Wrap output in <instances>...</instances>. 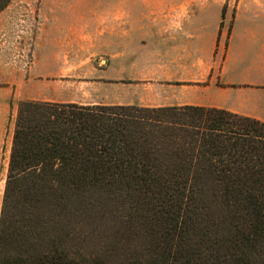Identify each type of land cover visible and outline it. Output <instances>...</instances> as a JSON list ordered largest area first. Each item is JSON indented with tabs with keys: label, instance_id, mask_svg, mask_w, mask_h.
I'll return each instance as SVG.
<instances>
[{
	"label": "trees",
	"instance_id": "1",
	"mask_svg": "<svg viewBox=\"0 0 264 264\" xmlns=\"http://www.w3.org/2000/svg\"><path fill=\"white\" fill-rule=\"evenodd\" d=\"M0 264H264V120L19 101Z\"/></svg>",
	"mask_w": 264,
	"mask_h": 264
},
{
	"label": "rangeland",
	"instance_id": "2",
	"mask_svg": "<svg viewBox=\"0 0 264 264\" xmlns=\"http://www.w3.org/2000/svg\"><path fill=\"white\" fill-rule=\"evenodd\" d=\"M171 2L174 4L172 5ZM11 0L0 9V211L13 123L22 100L75 102L79 104H163L173 94L193 98L194 91L164 87L162 48L149 56L138 44L116 47L95 37L102 29L91 17L54 19V12H100L104 9L178 7L214 9L219 12V34L224 39L213 57L185 58L183 76L187 84L205 77L207 66L223 65L226 43L234 24L239 31L249 17L245 10L264 12V0ZM247 16V17H246ZM159 52V54H158ZM196 62L193 65V62ZM189 73H186L188 72ZM186 73V75H185ZM150 78V79H147ZM153 78V79H152ZM199 83H201L199 81Z\"/></svg>",
	"mask_w": 264,
	"mask_h": 264
},
{
	"label": "crops",
	"instance_id": "3",
	"mask_svg": "<svg viewBox=\"0 0 264 264\" xmlns=\"http://www.w3.org/2000/svg\"><path fill=\"white\" fill-rule=\"evenodd\" d=\"M171 1L168 0L169 3ZM172 5L145 11L124 8L104 9L98 13L68 10L61 15L52 12L48 16L54 19L71 18L68 19L71 24L75 22V17L94 18L90 23H98L102 28L95 39L114 44L117 56L121 54L117 50L120 45L127 43L152 50L148 52L152 57L157 55L153 49L162 48L164 87L179 90L190 87L194 96L189 98L173 94L166 96L163 104L145 106H215L264 120V12L245 10L243 15L248 14L249 17L246 16L239 31L234 27L236 17L227 38L222 67L218 69L212 60L205 77L196 78L199 74L196 71L192 80L196 83L187 84L184 82L191 79L190 76H183L185 58L191 56L197 60L205 55L212 59L214 49L224 43L221 35L218 37L219 12ZM193 63L195 65L196 62Z\"/></svg>",
	"mask_w": 264,
	"mask_h": 264
}]
</instances>
